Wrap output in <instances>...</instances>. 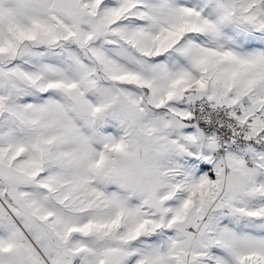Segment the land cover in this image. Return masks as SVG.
Returning <instances> with one entry per match:
<instances>
[{"label": "snow or ice", "instance_id": "1", "mask_svg": "<svg viewBox=\"0 0 264 264\" xmlns=\"http://www.w3.org/2000/svg\"><path fill=\"white\" fill-rule=\"evenodd\" d=\"M0 264H264V0H0Z\"/></svg>", "mask_w": 264, "mask_h": 264}]
</instances>
